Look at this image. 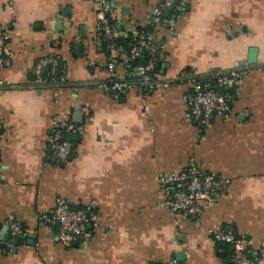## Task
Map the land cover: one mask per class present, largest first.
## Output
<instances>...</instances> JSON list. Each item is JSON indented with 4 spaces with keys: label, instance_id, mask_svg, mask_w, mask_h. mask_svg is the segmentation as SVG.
<instances>
[{
    "label": "crops",
    "instance_id": "crops-1",
    "mask_svg": "<svg viewBox=\"0 0 264 264\" xmlns=\"http://www.w3.org/2000/svg\"><path fill=\"white\" fill-rule=\"evenodd\" d=\"M162 1L110 0L120 35L155 30L156 75L170 83L135 84L115 98L97 82L111 78L112 58L116 78L133 79V59L99 37L94 0H0L13 53L0 67V264H234L232 247L210 237L219 227L252 239L264 264V0H190L174 28L151 21ZM44 56L61 61L56 89L47 72H33ZM234 69L244 76L235 91L226 89L231 115L209 126L190 119L187 89ZM59 113L81 129L63 165L48 152ZM194 167L229 183L200 217L174 215L160 205L171 190L161 177ZM58 199L93 202L89 241H59L58 224L44 219ZM11 214L28 232L9 249Z\"/></svg>",
    "mask_w": 264,
    "mask_h": 264
},
{
    "label": "built area",
    "instance_id": "built-area-1",
    "mask_svg": "<svg viewBox=\"0 0 264 264\" xmlns=\"http://www.w3.org/2000/svg\"><path fill=\"white\" fill-rule=\"evenodd\" d=\"M176 1V2H175ZM98 6L100 32L99 37L105 38L113 51L119 49L117 38L120 31L117 22L112 18V4L110 0H94ZM190 0H164L152 11L151 21L155 27L174 28L177 17L183 13ZM175 3L174 11L166 14V10ZM9 29L6 25H0V67H7L12 62V50L8 45ZM160 43L155 30L143 31L136 38L130 57L140 58L147 54L144 63L133 66V79H117L114 67L117 59L112 58L109 63L111 78L97 82V87L115 98L121 97L135 84L143 85L148 89L168 87L170 83L157 78L158 50ZM47 69V82L56 89L61 83V61L55 56L40 58L33 72L42 74ZM244 71L234 69L229 73L219 71L212 72L208 83L198 81L188 88L185 93V101L189 110V118L201 124L209 126L216 118H227L231 115V99L227 90L231 86H237L242 82ZM0 79V88L4 85ZM227 89V90H226ZM81 129L68 113L54 115L52 131L48 139L49 159L63 165L71 158L73 153L74 137ZM4 133V126L0 123V139ZM161 181L171 190L160 204L168 208L174 215L188 218H198L206 207L214 204L222 187L229 180L200 168H191L186 171L172 172L161 177ZM94 204L90 203L84 208H75L63 199H58L56 206L45 216V221L56 222L59 226L58 238L65 246H72L77 242H87L93 236L90 224L96 220ZM8 237L6 245L9 249L14 247L18 240L28 232L21 220L14 214L8 217ZM210 237L215 243H226L232 247L234 264H257L252 247V239L239 235L233 228L219 227L210 231ZM169 264H180L173 258Z\"/></svg>",
    "mask_w": 264,
    "mask_h": 264
},
{
    "label": "trees",
    "instance_id": "trees-1",
    "mask_svg": "<svg viewBox=\"0 0 264 264\" xmlns=\"http://www.w3.org/2000/svg\"><path fill=\"white\" fill-rule=\"evenodd\" d=\"M139 29H141V28H139ZM151 30H153V28L149 27L145 31H151ZM137 37H136L134 32H129L127 34L120 35L116 40L119 50H125L130 54L133 45H135V43H136ZM102 39L105 40L106 44L108 45L109 42L105 38H102ZM147 58H148V56L145 53L140 58L132 60L131 63L133 64V66L138 64V63H144L147 60ZM157 69H158V66H157ZM157 69H156V74H157ZM75 208H84V207H75ZM223 244L228 246V244H226V243H223ZM229 251L232 252V249H230Z\"/></svg>",
    "mask_w": 264,
    "mask_h": 264
},
{
    "label": "water",
    "instance_id": "water-1",
    "mask_svg": "<svg viewBox=\"0 0 264 264\" xmlns=\"http://www.w3.org/2000/svg\"><path fill=\"white\" fill-rule=\"evenodd\" d=\"M248 62L249 63H255V62H257V48H251L250 49V54H249ZM44 72H47V69L46 68H45ZM203 81H204V83H208V78H204ZM229 90L235 91L236 90V86L229 87ZM24 237L25 236H23L22 238H24ZM178 256L181 259V257L183 256V254L180 253V254H178Z\"/></svg>",
    "mask_w": 264,
    "mask_h": 264
}]
</instances>
